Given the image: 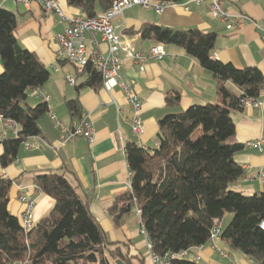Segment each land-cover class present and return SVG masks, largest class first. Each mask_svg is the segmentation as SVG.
Masks as SVG:
<instances>
[{
    "label": "trees",
    "instance_id": "16d2710c",
    "mask_svg": "<svg viewBox=\"0 0 264 264\" xmlns=\"http://www.w3.org/2000/svg\"><path fill=\"white\" fill-rule=\"evenodd\" d=\"M115 0H67L81 15L95 17L108 11ZM181 3L183 0H152ZM17 14L0 7V115L18 126L16 136L1 144L0 164L8 167L18 158L28 139L41 134L40 119L49 112L48 104L34 107L27 103L31 90L42 88L51 72L36 53L24 48L15 36ZM143 40L177 45L195 58L216 81L221 102L193 105L182 113L169 114L159 122L154 146L140 147L128 142L125 147L130 170V190L109 207L116 227L124 217L139 210L141 229L152 252L165 254L191 251L209 242L214 221L232 218L225 226L222 240L264 264V191L246 196L230 186L244 175L234 159L245 149L236 142L235 111L242 112L245 99H258L264 75L257 67L237 68L212 58L217 34L199 29L151 24L141 30ZM87 80L77 90L103 85L102 76L91 63L76 67ZM241 89L229 91L226 82ZM174 104L179 94L167 97ZM73 118L81 121L78 99L67 102ZM0 177V264H134L123 245L108 238L99 221L63 173L35 175L34 185L51 197L50 213L26 233L21 220L9 210V195L14 183ZM95 257V258H94ZM172 264H196L190 258H176Z\"/></svg>",
    "mask_w": 264,
    "mask_h": 264
},
{
    "label": "crops",
    "instance_id": "0c3cea01",
    "mask_svg": "<svg viewBox=\"0 0 264 264\" xmlns=\"http://www.w3.org/2000/svg\"><path fill=\"white\" fill-rule=\"evenodd\" d=\"M57 1L66 16L82 14L80 9L68 5L67 0ZM189 1L168 6L162 14L138 7L127 9L114 19V23L130 40L133 48L140 51L150 50L158 43L141 38V30L151 24L213 32L217 34V41L212 58L232 63L237 68L257 67L264 75V34L253 25V22L264 21V0H222L229 13H245L253 20L247 21L238 31H230L203 5L192 6L186 11L182 4ZM7 2L0 0V7L4 8ZM11 3L16 8L15 36L18 42L36 53L51 72L49 81L40 89L52 100L48 104L49 112L39 121L41 134L28 139L29 148L25 145L21 147L19 162L6 168L0 164V177L18 180L10 190V212L22 221L26 204L20 202L19 197L26 193L35 198L33 223H38L50 213L54 201L36 188L33 178L43 173H63L78 194L89 202L92 215L108 238L123 245L134 264H144L141 249L146 245L150 248V243L142 233L137 210L126 215L119 228L108 211L118 197L130 190L126 144L136 142L143 148L153 147L159 122L165 116L182 113L193 105L219 104L221 100L214 76L177 45L162 44L166 56L161 60H149L139 65L125 59L121 74L132 84L142 102L140 117L143 128L136 135L132 131V109L116 80L107 81L98 89L85 87L78 91L77 87L84 84L87 76L80 75L73 65L57 58L55 37L65 30L68 23L58 14L46 12L37 0H33L29 7ZM97 38L100 48L106 52L107 45L100 37ZM86 46L90 53L94 47L90 38H87ZM3 71L0 61V74ZM67 75L75 77L74 85L67 82ZM226 87L237 95L241 93V89L230 81L226 82ZM176 93L179 94V102L174 104L172 100H167L168 96L173 98ZM75 99L79 100L82 113H88L93 121L95 134L92 143L85 138H78L72 143L64 142V135L51 119L50 112L69 126L76 119L69 112L67 102ZM259 101L261 105L258 107H247L242 112L232 113L236 125L235 139L239 144L245 145L264 137V87ZM27 103L34 107L43 101L30 92ZM3 133L0 121V157L3 153ZM234 159L243 168L244 175L230 188L248 195L264 191L257 179L258 169L264 166V147L262 151L245 147ZM220 251H224L229 258L221 256ZM188 257L196 264H260L243 252L232 249L223 240L217 243V247L208 242L192 249Z\"/></svg>",
    "mask_w": 264,
    "mask_h": 264
},
{
    "label": "built area",
    "instance_id": "2783aa9c",
    "mask_svg": "<svg viewBox=\"0 0 264 264\" xmlns=\"http://www.w3.org/2000/svg\"><path fill=\"white\" fill-rule=\"evenodd\" d=\"M3 2L11 1L16 6L23 5L29 7L33 0H2ZM46 12L58 14L64 19L68 26L65 30L55 37V42L58 46L57 58L70 63L76 67H84L91 63L93 68L102 76L103 83L116 80L119 87L124 91L126 99L132 109V131L134 134L139 135L142 132V120L140 112L142 109V102L134 92L131 83L127 82L121 72L124 60H129L135 64L142 65L149 60H161L164 58L165 52L163 51L162 43H157L156 46L147 51L135 50L130 42L120 31L119 27L114 23V19L124 13L125 10L140 7L146 10H153L158 14H162L168 6L181 4H169L167 2H153L152 0H115L112 7L95 17H86L84 15L66 16L57 0H37ZM205 6L208 13L227 25L230 31L240 30L247 21L253 22L250 17L245 13L231 14L224 7L222 0H191L186 4H182L186 11H189L192 6ZM253 25L258 31L264 34V21L253 22ZM88 37L93 42V49L89 53L86 40ZM107 45V51L104 52L100 48L99 40ZM67 82L70 85L75 84V77L72 75L66 76ZM33 95L39 96L43 103L49 104L52 100L50 95H44L41 89H34L30 91ZM244 107H258L261 102L258 99H245L242 101ZM51 119L64 135V142L72 143L78 138H85L90 143L94 140L95 128L93 121L88 113H84L81 121L75 120L69 126H66L60 121L53 113L50 112ZM0 121L4 125H10L14 128L13 136L18 133V126L11 120H5L0 115ZM24 145L29 148L30 144L25 142ZM246 148H257L261 151L264 147V137L256 141H250L245 144ZM15 162H19L17 158ZM131 176V174H130ZM257 179L264 188V166L260 167L257 171ZM37 188V187H36ZM38 189V188H37ZM39 190V189H38ZM40 191V190H39ZM41 192V191H40ZM19 201L26 204V209L22 214V227L28 233L34 226V206L35 198L23 194L19 197ZM140 212L138 211V214ZM224 221L217 219L214 221L213 227L210 232L209 243L213 247H217V243L222 241L224 232ZM264 230V221L261 224ZM142 233L146 236L145 232ZM148 239V238H147ZM221 256L229 258L224 252L220 251ZM150 255L152 264H172L176 258H188L189 251H181L179 253L168 252L165 254H156L152 252L150 246ZM21 264V263H18Z\"/></svg>",
    "mask_w": 264,
    "mask_h": 264
},
{
    "label": "rangeland",
    "instance_id": "374dc122",
    "mask_svg": "<svg viewBox=\"0 0 264 264\" xmlns=\"http://www.w3.org/2000/svg\"><path fill=\"white\" fill-rule=\"evenodd\" d=\"M4 8L7 9V10H10V11H13V12L16 11L15 6H13V4L11 2H7L6 6ZM138 8H140V7H138ZM20 10H21V8H20ZM88 38H91V37H88ZM2 125H3V128H4V133L1 135V141H3L8 136H11V135L13 136L14 135L13 133L15 132V130H14V128L12 126H10V125H4L3 122H2ZM26 142H28V141H26ZM243 194L246 195V196H252V195H248L247 193H243ZM138 211L139 210H137V213H138ZM231 218H232V214L231 213H227L225 215V217H224V225L225 226H227V224L229 223V221L231 220ZM141 250H142V254L145 257V263L144 264H150L151 263V255H150V248H149V246L146 245ZM21 264H24V263H21ZM25 264H30V263H25Z\"/></svg>",
    "mask_w": 264,
    "mask_h": 264
},
{
    "label": "water",
    "instance_id": "95a60500",
    "mask_svg": "<svg viewBox=\"0 0 264 264\" xmlns=\"http://www.w3.org/2000/svg\"><path fill=\"white\" fill-rule=\"evenodd\" d=\"M94 258H95V257H94ZM117 264H124V263H122V262L118 261V262H117Z\"/></svg>",
    "mask_w": 264,
    "mask_h": 264
},
{
    "label": "bare ground",
    "instance_id": "6f19581e",
    "mask_svg": "<svg viewBox=\"0 0 264 264\" xmlns=\"http://www.w3.org/2000/svg\"><path fill=\"white\" fill-rule=\"evenodd\" d=\"M76 82V81H75Z\"/></svg>",
    "mask_w": 264,
    "mask_h": 264
}]
</instances>
